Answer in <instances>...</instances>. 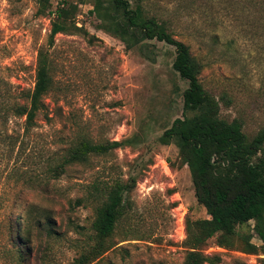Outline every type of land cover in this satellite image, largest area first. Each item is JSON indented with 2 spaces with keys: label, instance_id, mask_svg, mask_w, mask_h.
Wrapping results in <instances>:
<instances>
[{
  "label": "rangeland",
  "instance_id": "rangeland-1",
  "mask_svg": "<svg viewBox=\"0 0 264 264\" xmlns=\"http://www.w3.org/2000/svg\"><path fill=\"white\" fill-rule=\"evenodd\" d=\"M128 1L189 48L204 89L232 101L220 104V117L241 120L248 139L255 137L264 127V0ZM94 3L0 0V140H15L9 149L0 142V264H75L93 242L96 187L122 184L124 214L113 247L91 264H185L193 252L186 223L209 218L175 144L159 143L183 118L188 87L172 69L174 48L145 41L126 49L108 20L91 14ZM64 6V31L49 46ZM40 55L51 89L24 131L10 109L26 104ZM82 141L123 145L55 177L50 171ZM217 238L197 251L203 264H263L261 252L238 248L245 239L262 246L254 221L236 228L232 248Z\"/></svg>",
  "mask_w": 264,
  "mask_h": 264
},
{
  "label": "trees",
  "instance_id": "trees-1",
  "mask_svg": "<svg viewBox=\"0 0 264 264\" xmlns=\"http://www.w3.org/2000/svg\"><path fill=\"white\" fill-rule=\"evenodd\" d=\"M52 1L55 0H39L42 7H47ZM107 1L109 5L105 6L103 0H95L91 14L101 21L108 20V31L128 50L145 41H157L173 47L172 69L188 84L182 94L183 118L176 119L159 138L161 145L173 142L177 147L178 158L190 173L195 199L209 217L186 223L189 249L193 252L185 264L205 263L206 259L197 251L216 235L219 247L232 248L231 239L236 228L250 221L256 224L262 246L257 247L245 239L238 248L248 255L261 252L264 256V127L250 140L243 132L241 120L222 119L220 104L229 106L232 101L225 93L216 98L204 89L198 79L202 67L191 56L189 48L174 39L153 18H141L128 0ZM68 9L64 6L56 11L49 46H52L54 37L64 31L62 20L68 15ZM40 56L34 87L25 95L26 104L14 103L10 109L14 118L23 119L24 131L35 126L37 114L44 110L42 98L51 89L46 61ZM14 141L13 137L0 140L8 149ZM122 145L116 141L99 144L82 141L74 150L67 152L50 172L58 177L66 166L85 164L90 156L106 155ZM124 194L125 187L120 183L95 188L93 196L100 205L95 209L91 224L93 242L75 264H91L111 250L112 237L124 214ZM193 229H196L195 234Z\"/></svg>",
  "mask_w": 264,
  "mask_h": 264
}]
</instances>
